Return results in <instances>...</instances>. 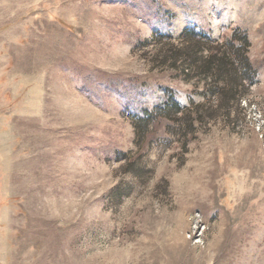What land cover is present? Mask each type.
I'll use <instances>...</instances> for the list:
<instances>
[{
  "label": "rangeland",
  "instance_id": "1",
  "mask_svg": "<svg viewBox=\"0 0 264 264\" xmlns=\"http://www.w3.org/2000/svg\"><path fill=\"white\" fill-rule=\"evenodd\" d=\"M186 28L247 31L229 109L154 57ZM0 264H264V0H0Z\"/></svg>",
  "mask_w": 264,
  "mask_h": 264
},
{
  "label": "trees",
  "instance_id": "2",
  "mask_svg": "<svg viewBox=\"0 0 264 264\" xmlns=\"http://www.w3.org/2000/svg\"><path fill=\"white\" fill-rule=\"evenodd\" d=\"M152 40V52L160 66L179 72L186 81L197 78L210 85L220 107L223 105L229 109L231 104L245 97L256 83L258 70L249 57L251 42L246 30L238 29L229 39L222 40L195 28H186L178 37L157 34ZM204 106L205 103L195 105L197 120ZM175 109V114L180 113L182 116L190 113L189 108H181L173 94L166 91L153 113L146 109L142 116L133 115L136 136L141 139L150 121L155 124L161 120L163 112L169 113Z\"/></svg>",
  "mask_w": 264,
  "mask_h": 264
}]
</instances>
